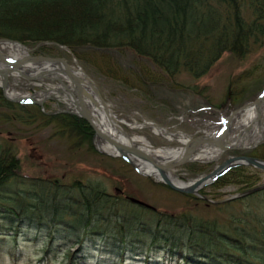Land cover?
I'll return each instance as SVG.
<instances>
[{
    "label": "rangeland",
    "instance_id": "obj_1",
    "mask_svg": "<svg viewBox=\"0 0 264 264\" xmlns=\"http://www.w3.org/2000/svg\"><path fill=\"white\" fill-rule=\"evenodd\" d=\"M209 1L212 2L213 7H216L215 15L217 18L219 16L223 18L219 19V23L223 21L224 25V17L226 16L227 20L231 16L227 10L229 8L220 0ZM242 1L249 4L252 0ZM254 13L255 6L240 10L241 19L243 17L248 24H256L259 21L254 19L256 18ZM261 23L264 28V18ZM253 42L250 44L249 53L245 57H238L237 51L233 54L228 53L208 73L198 76L199 78H194L195 75L183 70L172 77L173 90L178 98L192 100V93L184 89L188 88L189 91H194L197 100L202 103L203 106L200 108L196 109L197 106H195L189 109L193 112L192 114H188L189 110L187 112L181 111L183 107L180 108L181 104L178 103V98L174 101H167V104L164 101L156 100V89L146 87L139 80L129 77V75L120 76V74L115 73L111 74L110 77H102L100 74L98 75L100 71H96L98 68L94 63L91 66L75 60L100 87L106 103L118 118L124 119L128 123L153 121L170 131L180 130L192 135L203 127L202 124L194 120L218 123L221 116L226 112L238 108L246 102L253 101L263 90L264 34L260 38H254ZM24 44L35 46L34 43L27 40ZM57 54L68 61L72 59L66 49L61 48ZM9 83L15 92L22 95H33L35 92L46 90L48 85L56 87L54 82L47 80L29 81L18 77L10 78ZM44 106L47 113H57L66 108L56 97L45 101ZM205 107H209V110L203 111V116H200L196 111ZM42 122L38 119L25 126H19L16 123V126L11 129L7 128V130L0 126V145H6L15 156L19 157L23 177L25 175L29 180L35 179L36 182L41 177L42 179L59 180L63 186L62 189L57 188L58 197L53 202V197L47 199L48 194L44 191L43 184L38 186L41 189L40 194L38 196L36 194L37 199L31 201L27 200L32 197L28 192V189H31L29 185L15 187L22 192L12 194L9 197L18 199L21 209L24 210L23 215L26 216L30 212L27 209H30L46 220L57 221L55 225L51 222L50 224L54 226L55 230L63 229L62 233H67L71 232V228L69 226L62 228V223L58 221L77 224V218L82 212L84 214L80 217L83 218V221L87 218L86 210L81 207L79 194L75 192V189H72L74 183L79 182L84 187L100 190L107 198L113 200L109 205H98L100 211L94 213L96 214L94 219H92L94 216H91L93 222L97 220L98 222L93 224L92 230L89 231H98L102 234H94L91 235V238H86L84 241L87 242L86 253L81 254L83 258L73 261V263L97 264V262H105L104 259H107L109 264L112 262L120 264L121 261L117 257L122 251L125 256L122 264H183L180 260L182 256L175 255L172 258L168 256L171 252H167L168 248H165L163 243L154 246L150 244L151 239L148 236L150 230L147 227L149 223L167 225L172 228L173 232H181L191 228L192 239L198 238V241H202L199 229L203 233L210 234L214 241L233 238L242 240L241 237H244L246 239L242 240V247L246 244L245 249L249 253L256 245L263 248L264 240L263 243L261 240L255 243L252 240V234L264 239V190L254 193L251 198L245 200H242L243 197L234 199L244 195L243 191L246 189L262 187L264 185L263 171L245 170L239 183H228L219 187L207 185L199 192L200 197L194 199V197H188L189 195L174 192L154 179L141 176L121 158H114L99 152L94 138L92 140L93 149H91L88 140L85 138L83 140L77 136L75 129L71 131L68 128L65 134L59 132L56 138H53L54 132L62 131L65 128L58 124L53 127L44 126ZM7 133H10L11 140L7 138L10 137L7 136ZM130 133L144 137L155 148L179 146L175 142H169L153 134L148 129L130 131ZM262 144L264 148V142L260 145ZM231 155L233 154L225 153L219 162ZM254 155L264 160V155L260 153H254ZM198 165V167L190 169L196 174L195 176H190L187 173L188 170L183 166L176 167L174 171L180 176V179L187 182L199 175L209 173L215 166V164ZM243 181H247V183L244 185L242 184ZM38 188L36 191L39 193ZM2 191L6 192L3 189ZM127 197L138 199L153 207L156 210L154 214L156 217L151 219L150 211L132 207V204L129 206L125 201ZM26 200L30 204L29 206L22 204ZM0 203L7 205L5 201H0ZM8 205L15 206V201ZM33 205L36 210L33 209ZM52 205L54 206L53 209H51ZM116 215L126 216L128 219L131 217L134 219L133 215H140V219L137 218L140 225L134 227L136 231L134 228L128 227L129 225H121L127 234L128 241L124 247L122 243L117 241L116 245L119 248H114V250L99 248L105 235L112 236L114 239L115 234L112 228H119L118 223L115 224L113 220V216L118 217ZM25 239L27 238H21L16 243L10 240H0V264H70V260L64 256V247L46 249L47 242L43 233L32 234L28 238L30 243L22 242ZM233 242L234 245H240L239 240ZM7 249H11L14 251L13 253L16 252L18 258L15 259L12 254L7 255ZM71 251L74 252L75 249ZM145 253L148 254L146 257L150 259H144ZM140 255H144V257Z\"/></svg>",
    "mask_w": 264,
    "mask_h": 264
},
{
    "label": "trees",
    "instance_id": "obj_2",
    "mask_svg": "<svg viewBox=\"0 0 264 264\" xmlns=\"http://www.w3.org/2000/svg\"><path fill=\"white\" fill-rule=\"evenodd\" d=\"M220 2L229 8L231 15L227 20L224 17V25L223 21L219 23L223 18H217L216 7L209 0H0V38L21 43L27 40L34 44H54L39 48L38 52L45 55L58 52L57 46L66 47L80 63L91 66L94 63L102 77L126 74L146 87L156 89V98L173 100L178 96L172 93V77L181 70L199 78L228 53L237 51L238 57H245L249 53L250 42L264 34L261 23L264 0H252L249 4L242 0ZM254 6L255 19L259 21L248 24L243 17L241 19L240 10ZM181 104L180 108L186 106ZM38 119L44 126L60 120L66 129H77V136L87 139L93 149L92 134L83 121L68 115L45 116L37 106L4 100L0 90V126L4 130L13 128L16 123L19 126L30 125ZM263 149L256 153L264 155ZM245 170L244 167L234 168L218 179L214 186L241 182ZM25 180L20 159L6 145H0V201L18 202V199L9 197L22 192L15 186H39L33 180L28 183ZM56 182L44 181L42 184L52 190L57 186ZM73 187H77L75 192L82 198L88 214L93 213L99 201L102 204L110 202L102 191L93 187H84L78 182ZM28 192L32 195L30 199H36V194H40L35 189H28ZM0 206L4 207L3 204ZM24 223L41 226L40 222H34L32 214L22 216L13 205L0 210L1 233H19ZM89 225L90 221H87ZM80 229L72 226L73 241L78 240L77 231ZM188 231L192 229L188 228ZM52 234L47 237L51 239ZM252 240L256 243L264 239L253 236ZM232 241L221 239L215 241L217 249H208L210 242L198 245L192 240L188 248L199 250L207 258L200 264H264V246L256 245L249 253L245 249L246 244L244 247L232 245Z\"/></svg>",
    "mask_w": 264,
    "mask_h": 264
},
{
    "label": "bare ground",
    "instance_id": "obj_3",
    "mask_svg": "<svg viewBox=\"0 0 264 264\" xmlns=\"http://www.w3.org/2000/svg\"><path fill=\"white\" fill-rule=\"evenodd\" d=\"M24 55L23 49L17 44L3 43L0 44V68L7 66L12 60L22 57ZM31 75V74H29ZM35 80H48L56 83V87H48L44 92L37 93L33 96L34 100L39 102L51 98L53 96L59 97L63 103H65L70 109L82 116L83 112L79 106L77 99V80L63 68L53 67L47 64L39 65L35 73L31 75ZM82 74L77 75V79L83 81ZM87 89V84L85 83ZM8 97L21 98L20 94H17L14 90L6 91ZM23 98V97H22ZM89 116L92 119L95 129L107 138H124L129 139L133 143L137 144L145 154L151 155L156 159L157 166H160L166 173L168 179L175 185L184 186L179 182L176 176L173 174L171 167L167 168L165 161H174L179 159L181 155L180 148L172 147H160L153 148L149 145L147 140L142 136H129L124 133L122 128L110 119L109 114H105L98 104H86ZM131 125L129 127H132ZM155 134H164L159 129L153 128ZM167 141H172V138L165 137ZM264 140V101L255 104L249 110H246L242 116L231 118L226 125L224 131L220 135L216 134L211 138V149L201 156V160L207 162L215 160L222 153L223 149L227 147H249L255 145ZM101 152L107 153L113 156L124 152L128 158H130L145 174H151L157 176V172L148 164L144 163L140 156L126 149L125 147L114 148L108 146H102Z\"/></svg>",
    "mask_w": 264,
    "mask_h": 264
},
{
    "label": "water",
    "instance_id": "obj_4",
    "mask_svg": "<svg viewBox=\"0 0 264 264\" xmlns=\"http://www.w3.org/2000/svg\"><path fill=\"white\" fill-rule=\"evenodd\" d=\"M3 42V41H0ZM24 49V48H23ZM30 50L26 49V52H29ZM53 64L56 66H62L64 68H66L68 70V72H70V74L73 76V78H75L78 83V99L80 102V105L82 107V110L84 112V120L88 123V125L90 126V128L93 130L95 137L97 138V140H99L102 143H107L110 144L116 148H120L123 145H127L132 151H134L136 154L140 155L141 157H143L145 160H147L150 164H152L153 166H155L163 175L162 177V181L164 184H166L168 187H170L173 190L176 191H181V192H185V193H190L193 192L197 189V187L204 185L206 182H208V180H213L215 179L218 175H220L222 172H224L226 169H228L229 167L232 166H237V165H252L260 170L264 171V163L250 159V158H245V157H235V158H230L228 159L225 163H223L220 167L217 168L216 171H214L213 173L209 174L206 177L200 178L199 180L196 181L195 184H193L192 186H190L189 188H187L186 190H180L178 188H176L175 186H173L164 176L163 170L161 168H159L156 164V162L154 161L153 158H151L150 156H148L147 154L143 153L142 151H140L134 144H131L127 141H123V140H114V139H107L105 137H103L102 135H100L94 128V124L92 122V120L90 119V116L88 115L86 106H85V99L84 98H89L91 102H96L95 98H93L92 96L89 95V93L86 92V90L83 88L81 81L77 79V74L78 72H82V70L79 68L77 69V67H75L73 64L68 63L67 61H65L62 58H57V57H42V56H36V57H30L28 55H26L25 57H21L20 59H17L14 62H11L10 65L4 69H0V80H1V89L3 92V95L6 99L10 100V101H14V102H20V100H14V99H9L6 96V88L8 87V77L14 75V74H18L19 76H23L22 72L20 71L21 68H24L27 64H35V65H40V64ZM76 65V63H74ZM83 73V72H82ZM84 82H86L87 85H89L90 89L93 91V93L95 94V96L98 98V100L102 103V98L100 96V93L98 91V89L95 87L94 83L90 80V78L84 74ZM85 84V83H84ZM264 97V93L258 98V101H261L262 98ZM23 102V100H22ZM25 102V100H24ZM252 104H247L245 106H243L242 108H240L239 110H236L234 112H232L231 114H229V116L231 115H237L240 113H244ZM105 112L106 114H108L110 111L109 109H107L105 107ZM112 117L114 118V115H112ZM116 122L120 123V124H124L122 122V120L120 119H116ZM147 126V125H146ZM156 128H158L157 125H153ZM222 127V125L219 126V129ZM201 140V139H199ZM189 152H191V148L189 147V145H186L183 148V152L181 157L179 158V162L184 163L188 160L189 155H187V159H186V154H188ZM167 168H169V166H166Z\"/></svg>",
    "mask_w": 264,
    "mask_h": 264
}]
</instances>
